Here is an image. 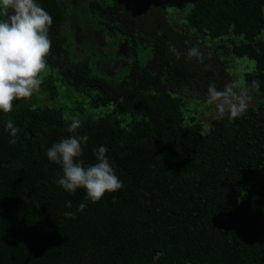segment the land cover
<instances>
[{"label":"trees","instance_id":"obj_1","mask_svg":"<svg viewBox=\"0 0 264 264\" xmlns=\"http://www.w3.org/2000/svg\"><path fill=\"white\" fill-rule=\"evenodd\" d=\"M37 3L53 18L40 89L55 98L59 82L102 110L75 134L88 136L86 166L108 148L123 187L96 203L84 189L63 190L46 152L71 121L14 101L0 112V264H264V0H181L184 31L170 25L166 0ZM70 17L69 32L83 39L73 50L63 36ZM200 39H229L230 56L254 64L243 81L259 99L234 120L217 111L208 131L186 119L182 97L206 101L210 83L224 89L225 72L186 56ZM82 45L80 60L72 54Z\"/></svg>","mask_w":264,"mask_h":264},{"label":"clouds","instance_id":"obj_2","mask_svg":"<svg viewBox=\"0 0 264 264\" xmlns=\"http://www.w3.org/2000/svg\"><path fill=\"white\" fill-rule=\"evenodd\" d=\"M52 23V16L37 0H0V112L10 113L14 101L30 99L40 92L42 73L47 68L46 58L52 46L49 38ZM170 51L176 59L180 58L181 53L175 46L170 47ZM186 56L203 62L197 47L189 48ZM207 93L208 102L217 105L219 118L227 114L228 119L234 120L246 114L245 100L231 86L218 90L215 83H210ZM67 119L71 121L67 128L70 135L53 143L46 152L47 159L62 171L55 183L68 193L84 189L87 199L96 203L106 192L120 190L123 182L106 155V146L94 150L95 163L85 165L83 146L88 136L75 134L82 126L78 117L68 116ZM5 130L10 135L9 143L15 144L19 128L9 119ZM71 206L72 202L66 201L65 207ZM85 207L86 204L81 203L77 211L82 212ZM63 215L74 219L76 213L68 211Z\"/></svg>","mask_w":264,"mask_h":264},{"label":"rangeland","instance_id":"obj_3","mask_svg":"<svg viewBox=\"0 0 264 264\" xmlns=\"http://www.w3.org/2000/svg\"><path fill=\"white\" fill-rule=\"evenodd\" d=\"M62 2V0H58ZM166 12L167 19L176 30L184 31L183 19L186 13V9H181V0H166ZM70 18L67 19V24L63 30V36L67 39L68 50L74 49V47L79 46L83 39L80 35H73L69 32V22ZM78 33V32H77ZM229 39H224L222 41L200 39L198 42V47L203 56V61L205 62V69H214L215 72L223 71L224 79L221 81L225 86H231L238 96L243 98L247 105L256 106L259 101L258 96L256 97L254 86H247L245 81H243V76L249 72L250 67L253 70L254 64L246 60H236L230 56V43ZM82 48L74 50L72 56L75 58L86 59L89 56V50L86 45H82ZM104 53H107L110 48L105 46ZM116 51V50H115ZM123 53L121 51H116ZM248 63L250 67L246 64ZM101 71L97 73L100 74ZM222 73V72H221ZM45 76L42 75V77ZM58 81L57 77H55ZM58 85V96L55 98L50 97L49 93L40 89L39 93L34 94L30 99H27V103L33 107H49L61 110L63 112L64 118L67 119L68 116L78 117L80 120H86L88 118H96L101 114L102 110H97V113H93L87 107L88 101L81 95H77L69 88H62L59 82ZM185 102V117L189 119L190 117L195 118L196 122L202 124L204 129L208 131V121L206 119L214 117L218 111L217 105L215 103L210 104L208 100L202 101L193 91L188 90L182 94ZM83 107V109H82ZM82 109V110H81ZM213 119V118H212ZM208 129V130H207Z\"/></svg>","mask_w":264,"mask_h":264}]
</instances>
